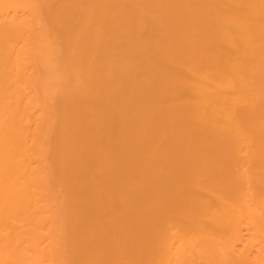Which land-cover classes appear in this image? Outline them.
<instances>
[{
	"label": "bare ground",
	"instance_id": "bare-ground-1",
	"mask_svg": "<svg viewBox=\"0 0 264 264\" xmlns=\"http://www.w3.org/2000/svg\"><path fill=\"white\" fill-rule=\"evenodd\" d=\"M0 264H264V0H0Z\"/></svg>",
	"mask_w": 264,
	"mask_h": 264
}]
</instances>
